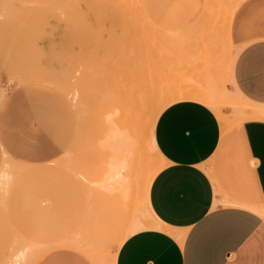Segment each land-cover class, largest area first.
Masks as SVG:
<instances>
[{"label": "rangeland", "instance_id": "rangeland-1", "mask_svg": "<svg viewBox=\"0 0 264 264\" xmlns=\"http://www.w3.org/2000/svg\"><path fill=\"white\" fill-rule=\"evenodd\" d=\"M137 2L127 0L129 7H124L117 0H0V91L14 89L28 100L32 149L42 141L39 126L47 145L60 149L45 160L32 156L36 165L30 168L5 160L14 170L0 183V264H27L40 248L54 245L57 196L64 199L67 235L61 239L69 243L85 242L71 235L72 197L85 198L84 210L92 212L96 206L98 213H110V226L100 240L105 263L97 252H89L96 264H115L117 247L128 234L164 227L149 215L145 200L153 176L164 164L148 147L154 120L145 115L138 124L142 133L134 139L129 133L123 145L128 148L117 154L112 145L116 112L140 104L148 114L197 82L205 93H183H203L210 103L205 102L227 122L234 115L245 117L240 110L249 106L234 92L230 51L236 50L225 25L238 0H209L208 9L185 27L150 20L179 29L171 35L173 40H157L156 27L143 20ZM140 6L145 12L142 0ZM177 34L184 36L176 39ZM185 97L191 96L180 98ZM74 115L76 133L68 148L62 138L64 131L70 137ZM132 145L150 159L141 171L137 155L129 156L137 153ZM73 181H81V187H73ZM40 208L47 214L42 233ZM122 210L128 227L124 235H116L125 222Z\"/></svg>", "mask_w": 264, "mask_h": 264}, {"label": "crops", "instance_id": "crops-1", "mask_svg": "<svg viewBox=\"0 0 264 264\" xmlns=\"http://www.w3.org/2000/svg\"><path fill=\"white\" fill-rule=\"evenodd\" d=\"M117 2L129 7L127 0ZM142 2L145 12L140 0L136 8L143 20L156 27L157 40L171 38L179 29L163 28L150 20L185 27L209 7V0ZM225 23L227 39L236 50V54L230 51L234 92L248 104L252 115L242 121H225L206 103L209 99L197 82L164 105L154 125L156 148L164 164L145 196L149 215L164 227L128 234L117 247L115 264H264V0H240ZM191 91L203 93H183ZM76 127L74 115L70 137L64 131L62 138L68 148ZM31 137L28 100L14 89L0 91V176L5 164L8 171L14 170L5 160H18L19 166L30 168L36 165L32 156L45 160L59 154L57 146L47 145L41 126L37 149H32ZM71 183L82 185L81 181ZM85 202L83 196H74L70 211L65 209L70 213L71 235L85 242L76 245L61 239L67 235L63 231L64 199L57 196L56 242L40 248L27 264H96L90 251L105 263L100 240L110 226V213H98L96 206L92 212L84 210ZM120 214H125V222L116 235H124L128 227L127 212ZM46 218V210L40 208V233Z\"/></svg>", "mask_w": 264, "mask_h": 264}, {"label": "bare ground", "instance_id": "bare-ground-1", "mask_svg": "<svg viewBox=\"0 0 264 264\" xmlns=\"http://www.w3.org/2000/svg\"><path fill=\"white\" fill-rule=\"evenodd\" d=\"M240 0H238V2L236 3V6L237 4L239 3ZM237 97V96H236ZM164 108V105L160 106H155V107H152V109H150V112L148 114H145V107L143 105H135L133 107H131L130 109H121L120 112H116L115 113V118H116V121H115V134L114 136L112 137V145H113V150L116 151L117 154H123V151L122 150L125 146V143H128L126 142V140L128 139V135L129 133L132 134V138L134 139V137L136 136L135 134H141L142 133V129L139 128L138 129V124L140 125V122H142L143 118H146L147 116L145 115H148V120L150 119L151 121L154 120L153 122V125H152V136H151V140H150V143L148 145L149 149L152 150L154 149L155 152H153L154 154H158L160 157H161V154L158 152L157 148H156V143H155V139H154V125H155V121H156V118L158 116V114L160 113V111L162 110V108ZM233 107V106H232ZM237 109V110H236ZM239 108L235 107V110L234 111H238ZM240 110V109H239ZM241 113L244 112L245 113V117H235L236 115H234L233 119H236L238 121H242L244 119H246L248 116H250V109L247 107L246 109H242L241 108ZM252 113L253 115L256 116L257 112L254 113V111L252 110ZM235 114V113H234ZM240 115V114H239ZM242 115V114H241ZM247 115V116H246ZM252 115V114H251ZM259 115V114H257ZM145 116V117H144ZM243 116V115H242ZM261 115H259L260 117ZM234 121V120H233ZM226 127V126H225ZM141 138V135L139 136ZM138 137V138H139ZM137 139V138H135ZM136 142V140H135ZM140 142V141H139ZM133 144V143H131ZM138 144V143H136ZM124 145V146H123ZM128 145V144H127ZM144 145V144H143ZM135 146V145H134ZM138 146V145H137ZM123 147V148H122ZM127 147V146H126ZM124 148V149H127V148ZM133 147V145H132ZM135 148H137L135 146ZM134 147L132 149H134L136 151ZM142 148V147H141ZM130 150V149H128ZM133 150V151H134ZM120 151H122V153H120ZM127 151V150H126ZM125 151V152H126ZM124 152V153H125ZM128 152V151H127ZM126 152V153H127ZM137 153H132L130 154L129 156L133 155L135 156V154L137 155V158L136 159V168H140V171L142 169H145V167L147 166L146 163H148V165L150 164V159L149 157L147 156L146 152L143 151V149H139L136 151ZM125 155V154H124ZM128 155V154H127ZM148 157V158H147ZM162 158V157H161ZM144 171V170H143ZM142 171V172H143ZM9 176V172L7 170V164H5L4 168H3V171H2V174L0 176V183L2 181V179H7V177ZM4 183V182H3ZM5 186V185H4ZM8 186V185H7ZM4 188V187H3Z\"/></svg>", "mask_w": 264, "mask_h": 264}]
</instances>
